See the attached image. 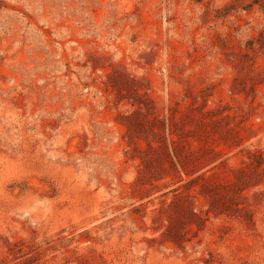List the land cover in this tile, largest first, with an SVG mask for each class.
Returning <instances> with one entry per match:
<instances>
[{
  "label": "rangeland",
  "instance_id": "374dc122",
  "mask_svg": "<svg viewBox=\"0 0 264 264\" xmlns=\"http://www.w3.org/2000/svg\"><path fill=\"white\" fill-rule=\"evenodd\" d=\"M0 264H264V0H0Z\"/></svg>",
  "mask_w": 264,
  "mask_h": 264
}]
</instances>
